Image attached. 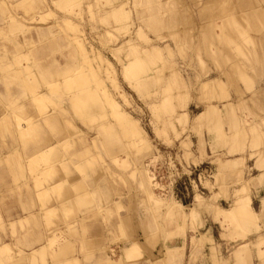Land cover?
Here are the masks:
<instances>
[{
	"label": "rangeland",
	"instance_id": "374dc122",
	"mask_svg": "<svg viewBox=\"0 0 264 264\" xmlns=\"http://www.w3.org/2000/svg\"><path fill=\"white\" fill-rule=\"evenodd\" d=\"M263 196L264 0H0V264H264Z\"/></svg>",
	"mask_w": 264,
	"mask_h": 264
},
{
	"label": "crops",
	"instance_id": "0c3cea01",
	"mask_svg": "<svg viewBox=\"0 0 264 264\" xmlns=\"http://www.w3.org/2000/svg\"><path fill=\"white\" fill-rule=\"evenodd\" d=\"M42 150V149H41ZM234 160H230V161H227V162H233ZM253 163H254V165H255V161H252ZM228 167H230V168H232V166L231 165H228ZM262 172H259V174L258 175H260ZM254 178H256V177H254ZM256 179H258V178H256ZM58 185V184H57ZM56 185V186H57ZM60 186V185H59ZM256 192H257V190H256ZM255 195V194H254ZM255 199V196H253L252 197V201ZM260 199H264V196L263 197H261ZM80 200H82L81 202H83L84 204H86L87 205V202H88V199H86V196H85V198H81ZM252 206V205H251ZM253 208V207H252ZM253 210H254V208H253ZM53 210H50L49 211V213H51ZM255 211V210H254ZM257 214V213H256ZM257 217H258V214H257ZM27 218H22V219H20L19 220V223L21 224V222H23L24 220H26ZM2 226H3V224H2ZM12 226L14 227L15 226V224H14V222L12 223ZM259 227H260V225H259ZM52 240V239H51ZM4 245H9V244H1L0 245V247L1 246H4ZM43 247V246H42ZM41 248V246L40 247H38V248H35V249H33V251L30 253V254H25V255H23V252L22 251H20L19 253H15V254H13V251H12V248L10 247V260H9V262H8V264H17L18 263V261H20L21 259H28L29 260V262H30V264H38V262H39V258H41V260H43V263H45L46 262V258H47V253H48V249H47V247H43V250L41 249L40 251H39V249ZM169 250H171V253H173L172 254V261L170 262V261H167V253L168 252H166V256H165V258H164V261L165 262H167V263H170V264H175L176 262H178L179 260H181V256H182V254H183V248L182 247H173V248H168ZM65 251H66V249H64V250H62V252H61V254H64L65 253ZM124 252H125V254H124V258L123 259H121V260H118V261H113V260H110V258H108V256H104L103 258H102V260L101 261H103V263H105V264H125L126 262L127 263H131V264H134V263H136L137 262V260H139L141 257H142V254L140 253V246L138 245V244H136V243H134L132 246H130V247H127V248H125V250H124ZM35 253V254H34ZM16 254H18V255H16ZM33 254H34V256H33ZM57 255L59 256L60 254H59V252L57 253ZM136 256V257H135ZM30 257V258H29ZM133 257H135V259H136V261L135 262H130V261H132L133 260ZM162 261V260H161ZM62 262V261H61ZM69 264H71V262H70V260H69Z\"/></svg>",
	"mask_w": 264,
	"mask_h": 264
},
{
	"label": "bare ground",
	"instance_id": "6f19581e",
	"mask_svg": "<svg viewBox=\"0 0 264 264\" xmlns=\"http://www.w3.org/2000/svg\"><path fill=\"white\" fill-rule=\"evenodd\" d=\"M214 83V82H213ZM211 84H212V82H211ZM34 101V100H33ZM138 132H140L139 130H138ZM137 134V133H136ZM137 137V136H136ZM51 146V145H50ZM48 148H50V147H47V149ZM39 153H37L38 155L40 154L41 155V150H39L38 151ZM39 155V156H40ZM115 157V156H114ZM116 157H118V156H116ZM79 167V166H78ZM221 216L223 217V219H227V218H230L232 215H234V210L233 209H230V210H222L221 212ZM8 247H9V245H8ZM43 250V247H41L40 249H39V251L40 250ZM35 254V253H34ZM34 254H33V256H34ZM16 255H18V254H16ZM30 258V257H29Z\"/></svg>",
	"mask_w": 264,
	"mask_h": 264
}]
</instances>
